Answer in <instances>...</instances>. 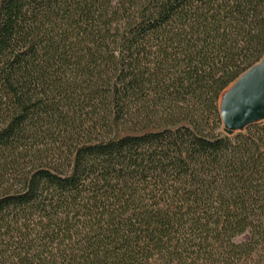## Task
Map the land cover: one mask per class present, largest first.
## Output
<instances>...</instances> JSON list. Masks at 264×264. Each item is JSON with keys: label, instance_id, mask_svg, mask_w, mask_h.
I'll list each match as a JSON object with an SVG mask.
<instances>
[{"label": "trees", "instance_id": "obj_1", "mask_svg": "<svg viewBox=\"0 0 264 264\" xmlns=\"http://www.w3.org/2000/svg\"><path fill=\"white\" fill-rule=\"evenodd\" d=\"M263 57L264 0H0V264H264Z\"/></svg>", "mask_w": 264, "mask_h": 264}, {"label": "water", "instance_id": "obj_2", "mask_svg": "<svg viewBox=\"0 0 264 264\" xmlns=\"http://www.w3.org/2000/svg\"><path fill=\"white\" fill-rule=\"evenodd\" d=\"M220 111L228 135L264 120V57L223 92Z\"/></svg>", "mask_w": 264, "mask_h": 264}]
</instances>
